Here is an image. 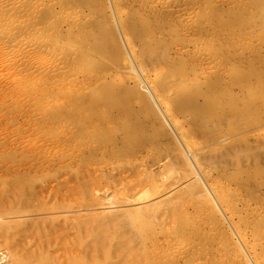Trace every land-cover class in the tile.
<instances>
[{
    "label": "rangeland",
    "instance_id": "obj_1",
    "mask_svg": "<svg viewBox=\"0 0 264 264\" xmlns=\"http://www.w3.org/2000/svg\"><path fill=\"white\" fill-rule=\"evenodd\" d=\"M0 264H264V0H0Z\"/></svg>",
    "mask_w": 264,
    "mask_h": 264
},
{
    "label": "bare ground",
    "instance_id": "obj_2",
    "mask_svg": "<svg viewBox=\"0 0 264 264\" xmlns=\"http://www.w3.org/2000/svg\"><path fill=\"white\" fill-rule=\"evenodd\" d=\"M124 33L127 35V38L129 39V41L131 42L132 44V47L134 48V51L136 53V50L134 47V44L135 42H137V44L140 46V45H144L143 42L141 41V35L140 33L137 31V26L135 25V23H131V24H126L124 23ZM142 50L146 51V47L143 46V48H141ZM143 51V52H144ZM141 54V53H140ZM137 55V56H140ZM142 55V54H141ZM139 66H142L139 65ZM162 83V82H161ZM3 252V251H2ZM5 253V252H4ZM3 255V254H2ZM5 257V256H4ZM252 259V258H251ZM250 263H253V261L250 260Z\"/></svg>",
    "mask_w": 264,
    "mask_h": 264
}]
</instances>
